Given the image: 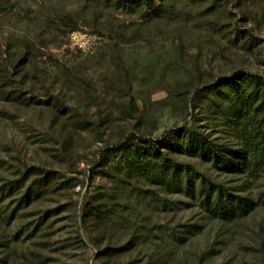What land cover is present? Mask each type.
I'll list each match as a JSON object with an SVG mask.
<instances>
[{
    "label": "rangeland",
    "instance_id": "obj_1",
    "mask_svg": "<svg viewBox=\"0 0 264 264\" xmlns=\"http://www.w3.org/2000/svg\"><path fill=\"white\" fill-rule=\"evenodd\" d=\"M251 76L264 0H0V264H264V162L212 154L264 131Z\"/></svg>",
    "mask_w": 264,
    "mask_h": 264
},
{
    "label": "trees",
    "instance_id": "obj_2",
    "mask_svg": "<svg viewBox=\"0 0 264 264\" xmlns=\"http://www.w3.org/2000/svg\"><path fill=\"white\" fill-rule=\"evenodd\" d=\"M251 82L256 84V87L247 95L241 94L243 96H239V102L242 103L244 107L251 108L256 103L261 102L260 108H264V81H260L259 79L255 78V76H251ZM245 93V92H243ZM251 103V105H250ZM189 142L188 150L190 151L192 148L193 150H199L197 146L201 148L204 152L206 146V139L202 135H190L187 139ZM246 152H233V159L232 161H226L224 157L218 155V153L212 152L214 161L217 164L221 162L224 163V169L235 173V172H245L248 171L250 173H256L260 170L262 164L264 162V131L261 127H255L254 132H250L247 134L246 138ZM207 148V147H206ZM212 150V149H211ZM207 151V149H206ZM209 152V150L207 151ZM160 160L164 161L163 167L156 170L159 174V178L163 179L165 182L166 173L165 171L169 168V162L167 158H162V155L159 157ZM176 173V171H175ZM187 174V181L186 187L188 191H193L194 187L191 183V172L186 171ZM175 178L172 180L173 186L177 189H182L184 186L182 185L181 181ZM202 206L205 211L211 214L213 217L220 219V220H234L235 218L242 216L246 211L245 207L241 203V201L234 199L232 195H225L224 192L218 189L217 196L213 199L211 197V193L209 191H204Z\"/></svg>",
    "mask_w": 264,
    "mask_h": 264
}]
</instances>
